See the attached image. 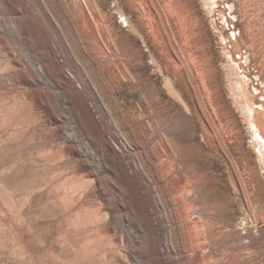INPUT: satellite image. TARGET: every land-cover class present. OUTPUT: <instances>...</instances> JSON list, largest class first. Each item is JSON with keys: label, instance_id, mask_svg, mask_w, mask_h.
Here are the masks:
<instances>
[{"label": "rangeland", "instance_id": "obj_1", "mask_svg": "<svg viewBox=\"0 0 264 264\" xmlns=\"http://www.w3.org/2000/svg\"><path fill=\"white\" fill-rule=\"evenodd\" d=\"M78 1L0 0V264H264V0H184L187 75L176 16L84 0L116 80Z\"/></svg>", "mask_w": 264, "mask_h": 264}, {"label": "bare ground", "instance_id": "obj_2", "mask_svg": "<svg viewBox=\"0 0 264 264\" xmlns=\"http://www.w3.org/2000/svg\"><path fill=\"white\" fill-rule=\"evenodd\" d=\"M90 1V0H89ZM165 1V5H166V9L168 10H166V17L162 14V13H165V11L164 10H161V8H160V0H151V5H152V7L154 8L153 10H155V15H156V17H157V23L159 24V28L161 29V30H159L160 31V33H161V31L162 30H164L166 33H164V34H166V36L168 37V40H169V45L168 46H170V51L172 50V48H174V44H173V33H174V36H176V33H175V31H174V28H173V26L172 25H170V27H171V31L173 32H171V31H169L168 29H167V23L169 22L170 23V19H169V17H175L176 16V18H177V22L175 23V24H180V25H182V29L180 30V29H178V33H180V35H181V38L182 37H184L183 38V45H184V50H183V52H186V54L188 53V55H185V61H182L183 62V66H185V68H186V75L187 74H189L188 73V71H189V69H188V66H193V65H197V63H199V62H201V60H200V57H202V55H197V54H199V53H205V54H207L206 53V49H204V48H206V45H204L203 44V42H202V45H199V40L197 39V36H198V33H197V28H196V26L197 25H195V21H196V19H195V17H192V15H193V13L191 14V13H189V14H187V13H184V0H164ZM135 2V1H134ZM188 3L189 4H191L192 3V1L191 0H189L188 1ZM140 4H141V2H140ZM69 5V4H68ZM76 6H77V11H75L74 13H72L71 14V17H72V20H73V22H75V24L76 25H78V29H80L79 27H81V29H82V32H85L86 33V36L88 37V32L89 33H92L91 34V38H92V40L88 37H86V41H88V47H89V57L91 58V59H93V61H95L96 63H98V65L104 70V71H106L107 73H108V75H109V78L110 79H114V80H116V78L118 77V73H119V65H118V62H117V60H116V58H112L111 56H110V59H107V56L105 55H103V53L102 52H104L105 50L104 49H106V46H104L105 44L103 43V42H100V40H99V38H100V36H99V34L101 33V29H102V27H100L101 25H100V22H99V19L100 18H98V16H100V15H98V13H100V12H95L96 11V9H95V11H92L88 6H87V4L85 3V1L84 0H82V1H78L77 2V4H76ZM162 6V5H161ZM190 6V5H189ZM99 7V6H98ZM192 8V7H191ZM100 10V9H99ZM148 10V9H147ZM162 11H164V12H162ZM174 13H176V15L174 14ZM144 14V13H143ZM174 15V16H173ZM102 16V15H101ZM195 16V15H194ZM140 17H142V16H140ZM167 18V19H166ZM82 20V21H81ZM168 20V21H167ZM171 20H172V18H171ZM176 20V19H175ZM66 22V21H65ZM141 22V21H140ZM157 23H154V24H157ZM153 24V25H154ZM71 25V24H70ZM100 25V26H99ZM103 25V24H102ZM152 25V26H153ZM178 27V26H177ZM169 28V27H168ZM175 28H176V26H175ZM177 29V28H176ZM152 30H154L153 29V27H152ZM81 31V30H80ZM158 31V30H157ZM156 31V32H157ZM158 31V32H159ZM104 32V31H103ZM154 32V31H153ZM80 34V33H79ZM151 34H153V33H151ZM159 34V33H158ZM163 34V33H162ZM155 35V34H154ZM179 35V36H180ZM80 36V35H79ZM83 36V35H82ZM110 36L111 35H109V37L108 38H110ZM160 36V35H159ZM164 36V35H163ZM112 37V36H111ZM104 38V37H103ZM162 38V37H161ZM165 38V37H164ZM84 39V38H83ZM88 39V40H87ZM105 39V38H104ZM103 39V40H104ZM120 40V39H119ZM112 41H114V40H112ZM111 41V39H109V43L110 42H112ZM84 42V41H83ZM207 42V41H206ZM103 43V44H102ZM160 43V42H159ZM85 44H86V42H85ZM113 44V43H112ZM207 44V43H206ZM87 45H86V47H87ZM209 45V44H208ZM159 46V45H158ZM168 48V47H167ZM117 49V48H116ZM104 50V51H103ZM86 51V50H85ZM115 53V52H114ZM88 54V53H87ZM185 54V53H184ZM184 54H183V57H184ZM204 58V57H203ZM182 60V59H181ZM203 62H206V60H204V61H202V63ZM208 62V61H207ZM188 63V64H187ZM202 65V64H201ZM200 65V66H201ZM205 65L207 66L208 64L207 63H205ZM204 65V66H205ZM203 68V67H202ZM210 69V68H209ZM203 71H204V76H201L203 79H202V83H203V87H204V89H205V91L207 92V89L209 88L208 87V85H207V81H209V78H208V76H206L205 75V73L206 72H210V71H206V69H203ZM213 74V73H212ZM107 75V76H108ZM184 75V74H183ZM182 75V76H183ZM200 77V78H201ZM213 77H215V76H213ZM121 78H122V76H121ZM198 78V77H197ZM191 80V79H190ZM190 80H188L187 81V85L188 86H190L189 84H188V82H190ZM192 81V80H191ZM119 82V81H118ZM115 85V84H114ZM186 85V86H187ZM240 84H238V86H239ZM198 87H199V85H197ZM197 87V88H198ZM208 87V88H207ZM240 87V86H239ZM79 88V87H78ZM214 88V87H213ZM200 89V88H199ZM241 90V89H240ZM208 91H210V89L208 90ZM214 92V91H213ZM199 94V93H198ZM197 94V95H198ZM207 94V93H206ZM208 94H209V92H208ZM213 95V94H212ZM200 97H201V95H200ZM208 98V97H207ZM194 99V98H193ZM201 99V98H200ZM215 99V98H214ZM213 99V100H214ZM210 100V99H209ZM216 100V99H215ZM217 100H222V97H219V98H217ZM198 101H201V100H198ZM197 103V102H196ZM198 107H199V105H198ZM199 109H201V108H199ZM253 110V109H252ZM199 111V110H198ZM197 112V111H196ZM202 112V111H201ZM193 115V114H192ZM196 115V114H195ZM198 115H200V114H198ZM202 116V115H201ZM204 117V116H203ZM199 118H201V117H199ZM197 119V118H196ZM202 119H204V118H202ZM202 119H200V120H202ZM198 120V119H197ZM200 120H199V122H200ZM204 121H206L205 119H204ZM198 124V123H197ZM208 125H209V123H208ZM207 124H205V122H203V124H202V129H203V131H204V133L207 135V136H211V131H214V129L212 128V125H210V126H208ZM225 125V124H224ZM228 125V124H227ZM199 126V125H198ZM139 127V126H138ZM200 127V126H199ZM223 127V126H222ZM232 127V126H231ZM225 128V127H224ZM223 128V129H224ZM227 128H228V126H227ZM201 129V130H202ZM232 131V130H231ZM194 139V138H193ZM192 140V139H191ZM190 140V141H191ZM212 140H213V138H212ZM216 141V140H215ZM211 142V141H210ZM214 142V141H213ZM218 143H220L219 141H218ZM217 143V144H218ZM211 144H212V142H211ZM222 144V143H221ZM213 145V144H212ZM224 146V145H223ZM187 147H191V149H193V150H197L196 152L197 153H202L203 152V146L201 145V143L200 142H191L190 144H188L187 145ZM218 148H219V146H218ZM111 149L116 153L117 151L114 149V147H111ZM217 149V148H216ZM220 150V149H219ZM174 151V150H173ZM206 153V152H205ZM208 157V156H207ZM195 161V160H194ZM199 180V179H198ZM200 181H201V179H200ZM195 182V181H194ZM197 182V181H196ZM196 182H195V184H193L192 185V189H194V190H196V192H197V190H198V188H197V185H196ZM198 184V183H197ZM193 190V191H194ZM211 221V220H210ZM209 234V233H208ZM216 238V237H215ZM223 262V261H222Z\"/></svg>", "mask_w": 264, "mask_h": 264}]
</instances>
